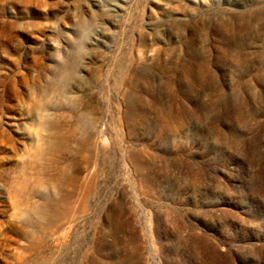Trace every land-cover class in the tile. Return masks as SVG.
Wrapping results in <instances>:
<instances>
[{
  "label": "rangeland",
  "instance_id": "1",
  "mask_svg": "<svg viewBox=\"0 0 264 264\" xmlns=\"http://www.w3.org/2000/svg\"><path fill=\"white\" fill-rule=\"evenodd\" d=\"M0 264H264V0H0Z\"/></svg>",
  "mask_w": 264,
  "mask_h": 264
},
{
  "label": "bare ground",
  "instance_id": "2",
  "mask_svg": "<svg viewBox=\"0 0 264 264\" xmlns=\"http://www.w3.org/2000/svg\"><path fill=\"white\" fill-rule=\"evenodd\" d=\"M62 74H64V75H65V73H62Z\"/></svg>",
  "mask_w": 264,
  "mask_h": 264
}]
</instances>
